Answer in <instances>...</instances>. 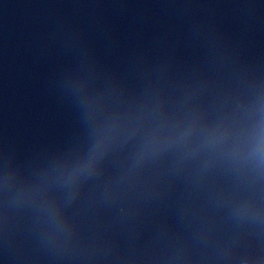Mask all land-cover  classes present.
<instances>
[{
	"label": "water",
	"instance_id": "obj_1",
	"mask_svg": "<svg viewBox=\"0 0 264 264\" xmlns=\"http://www.w3.org/2000/svg\"><path fill=\"white\" fill-rule=\"evenodd\" d=\"M0 264H264V0H0Z\"/></svg>",
	"mask_w": 264,
	"mask_h": 264
}]
</instances>
